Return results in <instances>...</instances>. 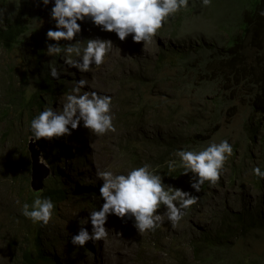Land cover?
Returning a JSON list of instances; mask_svg holds the SVG:
<instances>
[{"label": "clouds", "instance_id": "obj_1", "mask_svg": "<svg viewBox=\"0 0 264 264\" xmlns=\"http://www.w3.org/2000/svg\"><path fill=\"white\" fill-rule=\"evenodd\" d=\"M6 2L0 6V33L14 28L11 32L17 39L11 47L0 42V61L10 62L5 66L7 75H0V121L11 116L19 123L22 119L26 133L22 146L12 150L13 158L0 165V197L14 188L21 198V203L16 204L20 213L14 216L15 228L11 233L0 228L1 254H17L14 264H23L25 252L35 260L34 264H74L82 252L95 251L100 241L107 242V238L116 235L108 229L113 224L109 223L110 215L122 221L131 220L130 228L140 234L151 233L144 238L135 264H164L167 260L172 264H205L200 258L207 250L197 244L219 235L212 228L213 217L206 215L209 209L216 214L227 212V224L236 233L225 234L226 238L238 235L243 245H236L241 248L247 247L244 234L252 230L264 232V160L256 164L246 161L240 178L232 169L240 166L247 145V139L241 135V112L229 110L224 114L228 122L224 128L234 124L232 117L238 119L232 130V134L236 133L234 140L231 133L219 138L214 127L215 132L209 129L210 133L198 140L186 127L188 118L170 120L169 112L163 116L168 121L163 127L142 121V125L153 126L156 137L142 132L148 140L144 136L139 138L146 143L139 144V158L133 165L127 147V140L133 137H126L113 122L118 113L113 99L119 85L112 97L94 90L88 78L93 67L106 63L114 45L110 36L118 42L131 38L133 43L142 42L143 47L149 45L161 34L159 30L190 6V0H21L19 7L15 0ZM9 2L12 3L7 5ZM40 3L49 5L43 17L38 16ZM211 3L212 0H200L201 6ZM260 15H264V10ZM49 17L55 22L54 28L48 27ZM41 19L46 20L45 27L32 26ZM87 21L91 24L82 25ZM19 23L20 27L29 26L25 37L15 27ZM16 50L21 51L17 62L10 55ZM19 66L23 67L20 78ZM28 80L32 88L26 86ZM41 80H46L45 89L40 88ZM163 82L156 84L150 96L162 99L167 94L178 98L179 106L181 101H190L194 108L209 107L208 101L201 102L194 94L180 98L178 91L170 95L173 84ZM36 94L38 99L32 100ZM116 128L122 133L116 151L127 160L125 171L114 172L110 167L98 170L95 184L86 183L84 176L73 168L82 165L85 157L72 149L69 135L82 132L91 143ZM12 135L11 120L1 138L10 139ZM94 146L97 152L90 150L89 155L105 161L99 142ZM156 147L159 151L154 154ZM163 166L177 174L167 179ZM184 183L190 184L193 191L183 190ZM43 194L49 197H42ZM28 197L30 200L26 201ZM162 207L164 212L158 211ZM165 216L169 227L161 228ZM184 217L190 222L186 234L193 259L182 254L187 249H183L186 246L174 230ZM202 225L207 229L203 230ZM35 226L39 229V242L30 235L32 230L38 232ZM155 251H159L158 260L147 256ZM239 251L243 252L235 249L232 255ZM39 253L42 258L37 257ZM65 254L70 256L68 260L62 259ZM257 254L264 259V254ZM84 261L88 259L81 263Z\"/></svg>", "mask_w": 264, "mask_h": 264}, {"label": "trees", "instance_id": "obj_2", "mask_svg": "<svg viewBox=\"0 0 264 264\" xmlns=\"http://www.w3.org/2000/svg\"><path fill=\"white\" fill-rule=\"evenodd\" d=\"M233 2L236 5L233 12L227 15L226 22L210 26L206 30L202 29L201 33L199 30L191 28L200 13L209 7V5L201 6L200 0H195V3L190 0V6L187 9L177 13L174 19L159 30L162 34L159 36H163L164 42L158 45L156 58L152 60L148 70L155 69L156 72H159L165 64H168L177 72V75L169 76L166 81L159 77L156 79L145 77V82L142 84L140 78L144 71L140 75V70L145 69L143 65L135 62L134 74L131 75L129 72L127 77L118 83L119 90L115 93L113 100L118 113L113 122L115 127L122 129L126 137H133L132 140H127L133 165L139 158V144L146 143L145 140L138 141L141 136H144L139 129L142 125L141 122H150L155 127H163L168 124V121L163 119L164 115H161L164 113L160 109L161 98L150 96V92H153L156 84L163 81H165L163 84H173V92L170 94L168 91L170 95L181 91L180 98L194 94V97L199 98L201 102L208 101L210 104L208 109L199 111L201 122L192 117L188 118L189 122L186 127L194 132L198 140H202L204 134L210 133L208 132L210 127L219 131L221 127L228 125L227 121L225 123L220 121L221 118H224L225 111L241 112L243 116L241 135L247 139V145L244 148L240 166L232 168L238 178L242 175L241 170L246 161L256 164L264 160V15H260V11L264 10V0H233ZM33 15L35 16V14ZM239 19L240 21L237 22ZM87 24H91V22L82 23V25ZM48 25L49 28L55 27V22L50 17ZM15 27L19 28L25 37V29H29V26L20 27L19 23ZM13 29L0 33V37L2 36L0 42L6 47H11L17 39L13 38L11 32ZM188 39H190L189 46L181 49L183 42ZM41 41L42 36L39 42L41 43ZM119 43L122 47L131 45L129 38L123 42L119 40ZM172 51L178 56L167 62L168 53ZM134 55L139 57L136 53ZM39 85L40 88L45 89L46 80L39 81ZM31 99L37 100L38 95L32 96ZM177 99L169 97L167 94L164 98L169 107L175 108L179 107L180 103ZM153 143L156 144L154 140ZM257 153H259L258 156H254ZM162 170L167 173L169 180L177 174L176 171L169 172L167 166H163ZM184 186L183 190L193 191L190 184L184 183ZM42 197L49 196L43 194ZM29 200L28 197L26 201ZM206 215L213 217L212 228L216 233L219 234L217 228L219 222H221L220 233H236L227 224V212L216 214L209 209ZM224 223L230 229L226 228ZM36 230L37 233L32 230L33 234L30 235L34 241L39 242V229ZM224 236L226 237V235ZM197 246L207 250L204 253L205 256L200 258L205 264H242V261L248 258V255H244L241 251L232 255L234 250H230L227 243H220L215 239L201 240ZM194 249L197 250L196 247ZM221 253L224 254L221 256ZM259 256V254H255L254 258H250V264H264L261 263L264 259ZM37 257L42 258L43 255L39 253ZM34 261L29 252L23 254V264H34Z\"/></svg>", "mask_w": 264, "mask_h": 264}, {"label": "rangeland", "instance_id": "obj_3", "mask_svg": "<svg viewBox=\"0 0 264 264\" xmlns=\"http://www.w3.org/2000/svg\"><path fill=\"white\" fill-rule=\"evenodd\" d=\"M17 2V5L19 7L21 0H15ZM30 2H33L34 0H29ZM3 0H0V6L6 5L2 4ZM12 2H9L10 5ZM236 4L233 2V0H212V3L209 5V7L205 10H203L197 21H195L191 28L195 30H199V33L202 32V29H208L210 26H215L217 24H222V22H226L228 20L227 15L231 14L233 12L234 6ZM240 21L237 20V22ZM32 26L43 28L46 26V20L41 19L38 23L36 22ZM111 40L113 41V49L111 53L109 54L106 63L104 65H101L99 68L93 67L88 73V78L92 82L93 89L106 93L114 96V92L118 90V83L117 81L121 82L124 78L127 77L128 73L131 72V75L134 74V63L137 62L140 65H143L145 70H140L143 72V76H145L147 79L154 78L156 79L159 77L161 80H165L169 76L172 77L174 75H177V72L171 68L168 64H165L159 72H156L155 69L148 70V66L152 64V60L156 58L157 54V47L158 45H161L163 41V36H156L154 41L146 46H142L141 43H133L131 38L129 39L131 42V45L128 47H122L121 43L117 41V39H114L113 36H110ZM156 40H158L156 42ZM190 39L183 42V46H181V49H184L185 47L189 46ZM178 50V49H177ZM137 54L139 56L138 58L135 57L134 54ZM11 59L14 61H18L21 57V51L16 50L12 52ZM178 55L175 52H169L167 57V62H170L171 60L175 59ZM0 59H1V50H0ZM9 61H0V75H7V68L5 67L8 65ZM18 73L19 78L20 74L23 70V67L19 66ZM141 76V83L144 84L145 77ZM26 86L29 88H32V82L28 80L26 83ZM114 100V99H113ZM161 106L160 109L164 112L161 115L166 114L169 112L171 114V117H169L170 120L172 119H181V118H189L192 117L195 120L201 122V116L199 115L200 110L208 109L206 105L204 106H198L196 108L193 107L194 104H191L189 101H181V105L177 108L175 107H169L168 102L164 100V98L161 99ZM189 103V104H188ZM204 103V102H203ZM203 103H199V105H202ZM185 107H182L184 106ZM197 106V105H196ZM194 109L192 112L191 110ZM115 113V110H114ZM12 120V129H13V135L10 139L6 138L3 140L1 138V134L5 128L9 125V121ZM168 120V119H167ZM24 120L21 119L20 123L17 122L13 116H11L10 119L7 120H1L0 121V165L5 162L9 161L13 158V151L16 150L18 147L22 146L23 140L25 138L26 129L23 123ZM220 121L222 123L226 122V119L221 118ZM232 123L229 127L222 128L223 131H218L217 136L220 137H227L230 133L232 134V130L234 127H236L238 123V119L232 117ZM142 132H148L152 133L153 138L155 139V135L153 134L154 128L150 124L142 125ZM185 126H183L179 132L180 135L182 134V130ZM210 129L213 130V127H210ZM216 130H213L211 132H215ZM220 132V133H219ZM82 132H77L75 135H69V138L71 141H73L72 149H74L79 154L83 155L85 157L84 162L81 164H78L77 166H74V170L77 174H82L84 176L86 183H92L95 184V182L98 180L97 171L98 170H104L106 168H111L114 172H124L125 167L127 164V160H124L120 157L118 151L119 142L122 139V133L116 128L115 132H109L103 136L96 137L93 139L91 143L86 140ZM118 137V138H117ZM232 140L233 138H236V133L232 134ZM98 141L101 149L105 155V161H98L97 158H94L93 154L89 155V151L92 150L93 152H97V148L94 146V143ZM91 144V145H90ZM117 149V151H116ZM159 151V148L156 147L154 154ZM106 163V167L104 165ZM68 171V170H66ZM227 182V181H226ZM0 228L3 229V232H9L11 233V229L15 228L16 221L14 220V216L16 214L20 213V208L17 207L16 204L21 203V198L17 194L16 190L14 188H11L9 190V193L6 194L4 197H0ZM234 206V203L233 205ZM160 212H164V208L158 209ZM264 217V212H263ZM10 222H12L10 224ZM109 223H113L110 227H108L109 231H113L116 235H111L109 238H107V242L100 241L97 245L95 251H87L82 252L80 259L76 260L74 264H135L134 258L137 254V252L142 251L143 248V241L144 238H148L150 236V232H146L144 234H140L137 231H134L132 228L133 222L131 220H124L122 221L120 218H117L114 215H110ZM190 226V222H188L185 217L180 222V224L174 228V230L177 232V234L181 237L184 245L187 250H183L182 254L184 256H189L193 259V250L191 248L190 239L189 236L186 234L187 228ZM163 227H169L167 218L165 216L164 223L161 225V228ZM220 224H217V228L219 230L218 239L219 242L224 243L228 242L233 250L240 249L243 251L244 255H248V258L245 259L244 264H248L250 258H254L255 254L258 252L260 254H264V232L258 230H252L247 235L244 234V239L246 246L245 248H241L237 246L236 244H242L239 242V236L233 235L232 239H227L224 235L220 233ZM203 230L207 229V226L201 227ZM166 233V232H165ZM21 235V234H19ZM215 238V239H217ZM256 238V240H254ZM47 238H45L46 240ZM254 240V242H253ZM253 242V243H252ZM252 243V245H250ZM243 245V244H242ZM6 247V246H5ZM252 251V252H251ZM159 251L150 252L147 256L151 259H159L158 256ZM17 254H14V256H5L1 254L0 252V264H14L17 260ZM70 256L68 254L62 255V259L68 260ZM84 258H87L88 261H83ZM74 261H71V264H73ZM164 264H172L169 260L165 261Z\"/></svg>", "mask_w": 264, "mask_h": 264}, {"label": "water", "instance_id": "obj_4", "mask_svg": "<svg viewBox=\"0 0 264 264\" xmlns=\"http://www.w3.org/2000/svg\"><path fill=\"white\" fill-rule=\"evenodd\" d=\"M49 5L47 7L43 6L42 3L39 4V11H38V16L43 17L46 15L48 11ZM34 157V156H33Z\"/></svg>", "mask_w": 264, "mask_h": 264}]
</instances>
